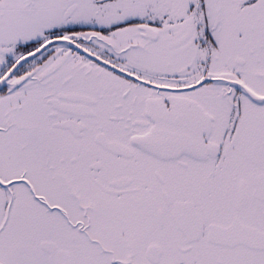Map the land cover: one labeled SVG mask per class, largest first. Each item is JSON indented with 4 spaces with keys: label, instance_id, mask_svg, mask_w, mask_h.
I'll return each instance as SVG.
<instances>
[{
    "label": "snow or ice",
    "instance_id": "1",
    "mask_svg": "<svg viewBox=\"0 0 264 264\" xmlns=\"http://www.w3.org/2000/svg\"><path fill=\"white\" fill-rule=\"evenodd\" d=\"M0 264H264V0H0Z\"/></svg>",
    "mask_w": 264,
    "mask_h": 264
}]
</instances>
